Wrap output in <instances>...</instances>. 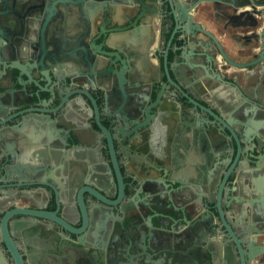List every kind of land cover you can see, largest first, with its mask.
Returning <instances> with one entry per match:
<instances>
[{
  "label": "flooded vegetation",
  "instance_id": "obj_1",
  "mask_svg": "<svg viewBox=\"0 0 264 264\" xmlns=\"http://www.w3.org/2000/svg\"><path fill=\"white\" fill-rule=\"evenodd\" d=\"M161 1L126 12L124 27L143 15L138 29L110 33L104 53L92 46L105 40L93 31L82 64L40 59L79 34L75 26L64 34L58 16L43 31V0H0V107L21 114L17 142L28 140V156L6 172L0 159V264H13L7 239L26 264H144L149 237L178 232L194 245L182 264H210L209 249L216 264H248L213 211L238 210L241 199L248 211L264 209V17L254 14L264 0L203 5L204 19L198 13L181 32ZM127 37L135 43L128 67L113 69L107 53L118 45L110 46ZM46 99L52 114L30 111ZM182 194L176 207L202 223L173 231L164 218L160 227L145 201L168 213L169 199Z\"/></svg>",
  "mask_w": 264,
  "mask_h": 264
},
{
  "label": "water",
  "instance_id": "obj_2",
  "mask_svg": "<svg viewBox=\"0 0 264 264\" xmlns=\"http://www.w3.org/2000/svg\"><path fill=\"white\" fill-rule=\"evenodd\" d=\"M165 1H167L166 3L171 10L172 23L178 32L187 31L189 28L192 29L195 25H197V23L195 24L194 22V17L198 15L200 11L199 9L203 5L216 4V2H218V0H163L161 3L163 2L164 4ZM43 2L46 5V8L43 7V11L45 13L43 31L47 28L53 29L54 27L50 24V22H52L51 20L53 18L58 16L61 19L60 29H62L64 34L69 31L71 26H75V30L78 31L79 34L77 35L74 46L71 41V44H69V42L62 50L49 52L44 51L46 57L40 59L55 60V57H57L62 63H69L72 60H75L82 64L88 58V50L84 44L88 43L87 40L90 39L93 31L97 30L99 32L98 38L105 40H103V45L101 46L97 45L95 42H93L92 46L98 47L104 53L103 47H107L108 44L113 43L112 39L108 41L110 33L124 32L134 28L138 29L139 21L143 15L140 14L134 21H130L129 18V25L124 27L119 23V21H117L119 16V7H124L126 11H129L130 13L131 10H134V6L136 4H139L141 7L147 5L150 8H154L155 5V0H43ZM257 7H259V9H254V14L258 17H264V6L260 7L257 5ZM113 23H115L116 26L110 28ZM44 35L45 33L43 34V37ZM258 38V40H260V38L262 39L263 35ZM68 41H70V39ZM134 44V41L127 37L126 39L120 40L118 44L116 43L118 47L115 52L107 53V56L113 58L111 64L113 69H115L114 67L117 66L118 63L128 67L127 64L130 57L128 56L127 60L124 56L128 53V51H130ZM43 46H45L44 43ZM37 57L38 56L35 55L36 59ZM125 81L128 83L129 80L125 79ZM47 102V99L44 101L39 100L37 106L30 109V111L41 115L52 114L53 108L50 107L52 103L50 102L47 104ZM13 109V107L11 110L9 108L0 107V159H2L4 164H6L3 172L8 170V164L12 162V159L15 157L28 156V140L23 143L17 142L18 138L23 137L22 128L24 127V122L22 125V119H20L21 114L15 116L13 114ZM23 112L28 113V109L20 113ZM117 137L118 135H116V138ZM116 140L119 141L118 138ZM256 165L260 167L259 164L256 163ZM164 176L167 179L170 178L166 171ZM170 181L173 185H178L179 187L184 184L183 180L175 179L173 176L170 178ZM256 193L259 195L258 189ZM154 195H156L157 198H162L156 192H154ZM139 196L140 199H143L141 195ZM151 197L152 196L148 198ZM185 199V194L179 195L175 201L173 199H169L167 208L165 209L168 213H164L162 210L157 211V206L154 203H147L145 201L144 204L145 208H151V210L155 211L153 214L157 218L160 227H165L163 219L167 218L171 221L172 225L167 226V228L169 230L173 229V231H178L181 229L179 222H182L186 226L190 225V221L202 223V219L199 217L194 220V216L191 215L188 210L180 208V206L176 207V202H180V204H182ZM239 201L242 206L238 210L230 208V210L225 212L222 209H218L217 211H213V213L221 220L223 228L229 236L227 237V235H225V238L231 240L235 249L239 253L241 262L244 263L245 260H247L248 264H252L258 257L264 255V242H261L260 240L261 237H264V209L256 207L251 211H248V207H245L244 205L245 202H242V199ZM245 208H247V210H245ZM245 213L248 214V221L250 219L253 226L250 224L246 226L244 224L243 215ZM14 214L26 215L28 212L16 210ZM140 217H142V214L139 211L137 214H130L129 219L132 222H135L137 219H140ZM228 222H230L231 225H229ZM175 224L176 227L174 228L173 225ZM234 229L238 234L235 233ZM7 240L8 241H4L2 244L5 246L7 252L12 256V263L26 264L22 260L19 251L13 247L11 240ZM129 241L131 245H134L138 250H140L141 247L139 246L138 235L132 234ZM145 244L150 247L151 257L150 260L145 259L144 264H182L184 263L183 257L186 253V248L188 247L189 249H194L193 243L191 241L188 242V240H186L184 235L180 234V232L176 233L172 238H163L158 241L149 237ZM227 248L233 249L231 245L227 246ZM205 258L210 264H216V256L212 250H208ZM200 259H202V257ZM196 263L199 264L200 261H196Z\"/></svg>",
  "mask_w": 264,
  "mask_h": 264
},
{
  "label": "crops",
  "instance_id": "obj_3",
  "mask_svg": "<svg viewBox=\"0 0 264 264\" xmlns=\"http://www.w3.org/2000/svg\"><path fill=\"white\" fill-rule=\"evenodd\" d=\"M126 9L124 8V7H119V16H118V20L117 21H119V23L121 24V25H124L125 23H126V20L124 19V16H126ZM201 13H203V12H201V11H199V15H200V19H204V14H201ZM113 26H116V24L115 23H113L111 26H110V28L111 27H113ZM120 34L118 33H116V34H114V36H115V38L117 37V36H119ZM117 39V38H116ZM111 47V49L113 50V49H115V47H116V44H114V45H111L110 46ZM223 257V256H222Z\"/></svg>",
  "mask_w": 264,
  "mask_h": 264
}]
</instances>
